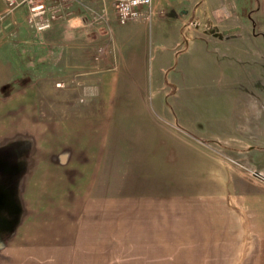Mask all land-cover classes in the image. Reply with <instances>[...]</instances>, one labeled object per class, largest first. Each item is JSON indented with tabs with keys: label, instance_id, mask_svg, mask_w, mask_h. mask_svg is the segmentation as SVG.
<instances>
[{
	"label": "crops",
	"instance_id": "0c3cea01",
	"mask_svg": "<svg viewBox=\"0 0 264 264\" xmlns=\"http://www.w3.org/2000/svg\"><path fill=\"white\" fill-rule=\"evenodd\" d=\"M92 1L59 0L52 27L36 33L30 8L47 0H0V194L15 207L0 264H117L85 258L120 247L115 224L135 238L128 258L144 264V219L151 232L186 217L187 233L247 234L248 264H264V79L245 76L264 73V0H152L137 21L152 33L132 26L98 57L81 17ZM209 54L221 73H243L193 83L188 59ZM197 88L235 94L216 108L187 97ZM205 247L187 239V264L229 257Z\"/></svg>",
	"mask_w": 264,
	"mask_h": 264
},
{
	"label": "rangeland",
	"instance_id": "374dc122",
	"mask_svg": "<svg viewBox=\"0 0 264 264\" xmlns=\"http://www.w3.org/2000/svg\"><path fill=\"white\" fill-rule=\"evenodd\" d=\"M59 0H47V2L36 3L34 5H42V7L46 10L43 14L44 17L48 16L50 13V8H52ZM92 9H88V12L85 10L81 11V17L85 19L86 23L89 26H86V30L90 32V34H94L96 36V47H95V56L98 57L103 53V48L105 46V41H110L109 45L111 46L110 49L112 51L117 50L116 43H112V39L118 36L120 33H124L125 30L128 28L137 25L139 22L138 20L143 19L144 17L129 20L125 23H120L115 14L113 4L108 0H93ZM53 9V8H52ZM167 13L165 11H160V15L162 17L165 16ZM53 18L50 27L55 22ZM147 20V19H146ZM150 21L144 27L143 34H150L152 33V27ZM29 27L33 30V32L39 33L45 29L38 30L36 29V25L28 23ZM136 26V28H137ZM84 32H82L83 34ZM214 54H209L208 56H197L193 57V59H188L187 63V74L192 75L194 78L192 82L194 83V79L198 80V77L201 75L203 78L205 77V81L209 84H215L216 77L219 75L220 79L224 82L229 80V77L232 79H236L239 77L241 73H243V67L240 65L235 66L233 68H226L227 71L224 73L220 72V68L215 66L214 61H211V58ZM245 73V72H244ZM223 74V75H222ZM261 75V80L264 79V73L259 74L257 77L250 71L247 70L245 76H247V82H250V77L254 76V80L257 81L259 76ZM196 77V78H195ZM191 81V80H190ZM189 81V82H190ZM228 83V82H227ZM200 88V87H199ZM263 89V88H262ZM191 94H189V93ZM193 94V95H192ZM235 91L230 89L226 96L223 93L208 95L206 91L195 89L194 92L187 89V97L191 96L195 99H213L214 101L211 103L216 108H220L223 105V102L230 97H234ZM192 98V99H193ZM199 105V104H198ZM200 107V106H199ZM199 107H196L199 109ZM192 132L197 134L196 132L198 127V122H193L191 124ZM189 130V129H188ZM188 138V137H187ZM190 139V138H189ZM194 145H216L215 140L206 139V138H192L191 139ZM194 148V147H193ZM191 162H195V160H191ZM242 166V165H241ZM249 169V168H247ZM246 171V170H245ZM253 174L256 176H260L257 172L252 171ZM191 193L192 196L199 194V187L195 185H187V195ZM148 220L147 218L144 219V226L145 232L143 234V245H139L138 248V255L139 258L143 259L144 264H187V239L188 242H197L199 239L203 240L206 243L205 254L207 253L208 249L213 253L211 247L214 248L215 245H219V249L221 254L228 255L229 257L225 260L224 264H248V240L247 234H240L238 235H230L228 233H221L217 235H212L209 233L202 234L198 231V229H192V231L187 233V217L184 218H176V221L172 222L166 218L159 219L158 225L154 223L152 226V231H148ZM257 241H264L263 238H260V235H256ZM112 246L119 245L120 247H114L112 250L108 251H95L92 250L91 253H87L85 258L87 259H102L104 258L105 254H110L111 258H121L120 262L117 264H138L135 259H131L128 257H132L133 250H132V243L130 241H134L135 238L130 234L129 231L124 230L122 227L115 224V227L112 230ZM236 241V242H235ZM264 245V244H263ZM231 247L238 248L240 251V257H231L230 253ZM94 254H102V256H94ZM232 255V254H231ZM136 258V257H132ZM138 258V259H139ZM153 258V261L151 259ZM210 253H208L207 257L203 258V264L210 263ZM196 260L199 261V257H196ZM90 261L91 260H86Z\"/></svg>",
	"mask_w": 264,
	"mask_h": 264
},
{
	"label": "built area",
	"instance_id": "2783aa9c",
	"mask_svg": "<svg viewBox=\"0 0 264 264\" xmlns=\"http://www.w3.org/2000/svg\"><path fill=\"white\" fill-rule=\"evenodd\" d=\"M115 10L116 18L120 23H125L129 20L147 17L150 13L149 8L152 0H108ZM31 14L28 16V22L36 25V29L42 30L50 27V24L55 18L52 12L48 16H40L44 11L42 5L31 6ZM147 9V11H145ZM40 10V11H38ZM60 83H57L59 85Z\"/></svg>",
	"mask_w": 264,
	"mask_h": 264
},
{
	"label": "trees",
	"instance_id": "16d2710c",
	"mask_svg": "<svg viewBox=\"0 0 264 264\" xmlns=\"http://www.w3.org/2000/svg\"><path fill=\"white\" fill-rule=\"evenodd\" d=\"M9 204L10 203L7 202L6 194L1 193L0 194V243L4 241V238L13 228L15 222V216H13L14 211L12 209V208L15 209V207L13 204L12 205L10 204L11 207L6 208L7 206H9ZM4 208L11 211V214L6 213L4 211Z\"/></svg>",
	"mask_w": 264,
	"mask_h": 264
}]
</instances>
